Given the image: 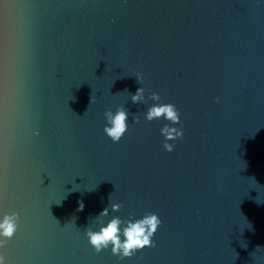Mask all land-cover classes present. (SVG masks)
Instances as JSON below:
<instances>
[{
	"label": "water",
	"instance_id": "water-1",
	"mask_svg": "<svg viewBox=\"0 0 264 264\" xmlns=\"http://www.w3.org/2000/svg\"><path fill=\"white\" fill-rule=\"evenodd\" d=\"M157 103L180 122L147 121ZM165 125L183 132L172 152ZM12 214L6 264H264V0H0V222ZM146 214L154 246L130 258L87 238Z\"/></svg>",
	"mask_w": 264,
	"mask_h": 264
},
{
	"label": "clouds",
	"instance_id": "clouds-1",
	"mask_svg": "<svg viewBox=\"0 0 264 264\" xmlns=\"http://www.w3.org/2000/svg\"><path fill=\"white\" fill-rule=\"evenodd\" d=\"M142 76L139 74L136 77L138 83L142 82ZM152 101H160L157 94H152L148 97ZM131 102L134 105L146 103L144 89L138 88L134 95H131ZM218 102V101H217ZM134 123H139V118L135 114ZM107 124L104 132L112 142L117 143L121 140L128 129L129 112L124 107L117 109L115 113L107 111L105 113ZM147 121L164 119L175 125L180 122L179 112L172 104L157 103L150 107L146 113ZM161 135L165 138L163 147L166 151H173V144L168 141H175L183 137V132L176 127H169L165 125L161 129ZM122 205H111L112 212H119ZM80 210H83V203H80ZM109 215L106 207L99 217H106ZM161 221L157 215L146 214L142 219L132 222L131 220L122 221L119 217H114L107 223V226L101 225L99 231L88 230L86 235L91 246L100 252L107 249L111 245V251L114 255H119L121 259L130 258L139 250L146 247L154 246L152 244V237L157 232ZM18 229V215H5L2 222H0V248H4L7 242L14 236ZM123 237V239H121ZM0 264H6L5 257L0 255Z\"/></svg>",
	"mask_w": 264,
	"mask_h": 264
}]
</instances>
